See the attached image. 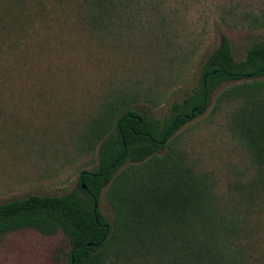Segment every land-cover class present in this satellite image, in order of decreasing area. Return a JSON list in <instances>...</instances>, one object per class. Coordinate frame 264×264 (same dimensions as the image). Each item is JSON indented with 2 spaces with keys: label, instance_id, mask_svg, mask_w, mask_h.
<instances>
[{
  "label": "trees",
  "instance_id": "1",
  "mask_svg": "<svg viewBox=\"0 0 264 264\" xmlns=\"http://www.w3.org/2000/svg\"><path fill=\"white\" fill-rule=\"evenodd\" d=\"M63 1L74 5L84 29L101 43L121 42L136 28L144 29L135 15L144 5L152 6L148 0ZM46 2L0 0V46L37 24L42 15L38 8H46ZM227 2L232 29H264V0ZM155 14L161 15L158 8ZM196 49L172 53L179 67L169 79L182 82V65L190 66ZM263 69L264 40L236 61L230 39L221 35L202 66L198 85L172 104V115L164 121L138 110L143 104L160 106L167 89L159 87L161 78L156 84L142 78L114 84L99 98L78 135L79 152L97 156L93 169L81 175L78 190L0 203V241L27 229L48 237L63 233L68 250L58 251L56 264H244L246 223L241 211L250 209L225 207L210 176L194 169L175 134L204 113L212 94L231 82L217 96L215 110H233L232 136L258 167L255 181L246 189L252 197L264 193ZM105 190L111 220L100 210Z\"/></svg>",
  "mask_w": 264,
  "mask_h": 264
},
{
  "label": "rangeland",
  "instance_id": "2",
  "mask_svg": "<svg viewBox=\"0 0 264 264\" xmlns=\"http://www.w3.org/2000/svg\"><path fill=\"white\" fill-rule=\"evenodd\" d=\"M227 1L148 0L152 6L144 5L135 15L144 29L117 43L93 39L68 1L48 0L46 8H38L37 24L0 46V203L78 190L82 173L97 162L96 154L79 152L78 135L114 84L135 78L156 84L161 78L159 87L167 89L160 106L143 104L138 110L164 121L172 115V104L198 85L221 35L230 39L235 60H244L247 50L264 40V29H232ZM157 8L161 15L155 14ZM195 46L190 66L182 65V82L169 79L179 67L172 53ZM231 84L216 90L209 108L175 137L194 169L210 176L225 207L250 209L241 211L244 264H264V193L252 197L246 189L258 167L232 136L231 107L215 110L220 91ZM100 210L111 220L106 190ZM60 249L68 250L63 233L48 237L27 229L0 241V264H56Z\"/></svg>",
  "mask_w": 264,
  "mask_h": 264
},
{
  "label": "water",
  "instance_id": "3",
  "mask_svg": "<svg viewBox=\"0 0 264 264\" xmlns=\"http://www.w3.org/2000/svg\"><path fill=\"white\" fill-rule=\"evenodd\" d=\"M263 72H264V69L262 70ZM218 71H215L214 73L216 74ZM207 77V74L204 76V78H206ZM204 84L206 85V82H204ZM197 112V110L195 109L194 111H193V114L194 113H196ZM203 111H200L199 113H202ZM192 117H193V115H192ZM169 133H167V135H168ZM87 172H83L82 173V176H85V174H86ZM82 187H83V189H87V187H86V185L82 182ZM98 208V203H95V209H97ZM88 246L90 247V246H92V244H88ZM80 247H78L77 249H79ZM74 256V253H73V255H72V257Z\"/></svg>",
  "mask_w": 264,
  "mask_h": 264
}]
</instances>
